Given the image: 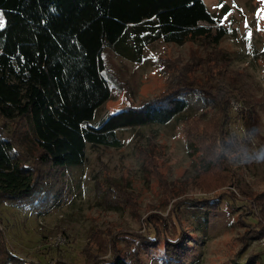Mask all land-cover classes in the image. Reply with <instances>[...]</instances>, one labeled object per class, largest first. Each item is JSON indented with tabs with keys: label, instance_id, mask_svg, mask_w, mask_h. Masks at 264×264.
<instances>
[{
	"label": "rangeland",
	"instance_id": "1",
	"mask_svg": "<svg viewBox=\"0 0 264 264\" xmlns=\"http://www.w3.org/2000/svg\"><path fill=\"white\" fill-rule=\"evenodd\" d=\"M204 2L214 23L200 24L212 34L220 26L226 29L217 43L212 36L182 44L159 39L143 48L139 61L103 49L102 59L113 77L111 95L92 123L128 104L146 102L179 77L205 82L204 64L198 66L203 59L233 94L223 143L203 140L208 154L201 158L189 142L190 121L205 120L217 109L190 90L183 97L186 108L168 123L117 129L118 146L87 143L81 164L47 171L59 178L64 194L44 212L0 200V231L18 256L39 264H49L56 256L69 264H87L89 254L101 253L105 259L121 256L128 264H164V236L158 241L160 250H132L137 235H151L145 219L159 214L166 219L168 235L175 233L173 228L180 231L183 252L192 250L187 264H264V234L245 236L264 219V159L252 155L257 149L264 155V0ZM0 128L10 132L11 121L0 119ZM20 133L18 148L33 157L30 132ZM200 168L206 170L207 181L224 175L226 182L207 185L206 192L197 190L194 176ZM169 187L172 197L163 193ZM115 189L132 196V207L107 198ZM202 200L209 203L202 205ZM87 241L90 248L85 250Z\"/></svg>",
	"mask_w": 264,
	"mask_h": 264
},
{
	"label": "trees",
	"instance_id": "2",
	"mask_svg": "<svg viewBox=\"0 0 264 264\" xmlns=\"http://www.w3.org/2000/svg\"><path fill=\"white\" fill-rule=\"evenodd\" d=\"M0 11L4 17L0 28V119L11 121L12 128L10 132L0 128L1 201L44 212L64 194L59 178L50 177L47 171L81 164L87 143L118 146L117 129L168 123L186 108L183 97L188 90L217 107L209 118L190 121L189 142L201 158L208 154L203 140L223 143L233 94L203 59L198 66L204 64L205 82L179 77L146 102L128 104L92 123L98 108L111 95L109 80L113 77L102 59L103 49L139 61L143 48L159 39L182 44L212 36L217 43L226 29L220 26L212 34L209 27L200 24L214 23L204 0H0ZM26 129L35 144L33 157L18 148L19 134ZM216 166L213 164V169ZM205 173L200 168L194 176L195 188L201 192L210 190L207 185L226 182L224 175L223 179L207 181ZM163 193L173 196L170 187ZM107 198L124 208L132 207L134 201L121 189ZM257 224L255 230L248 229L246 239L263 237L264 219ZM145 226L151 235H137L133 252L143 246L160 250L158 241L164 236L160 251L163 263L187 264L192 250L183 252L180 231L177 234L173 228L175 233L168 235L166 219L159 214L148 216ZM90 241L95 244L96 240ZM84 248H90L88 241ZM94 255L87 256V264H128L118 255L108 259L101 258V253ZM0 264L39 263L14 253L0 231ZM49 264L69 263L56 256Z\"/></svg>",
	"mask_w": 264,
	"mask_h": 264
},
{
	"label": "clouds",
	"instance_id": "3",
	"mask_svg": "<svg viewBox=\"0 0 264 264\" xmlns=\"http://www.w3.org/2000/svg\"><path fill=\"white\" fill-rule=\"evenodd\" d=\"M260 152L259 149H257L252 155L256 157V159H264V155H258V153ZM235 162V161H233Z\"/></svg>",
	"mask_w": 264,
	"mask_h": 264
},
{
	"label": "snow or ice",
	"instance_id": "4",
	"mask_svg": "<svg viewBox=\"0 0 264 264\" xmlns=\"http://www.w3.org/2000/svg\"><path fill=\"white\" fill-rule=\"evenodd\" d=\"M0 26H2V14H0ZM245 27H248L247 22H245ZM248 37H251V31L248 32Z\"/></svg>",
	"mask_w": 264,
	"mask_h": 264
},
{
	"label": "built area",
	"instance_id": "5",
	"mask_svg": "<svg viewBox=\"0 0 264 264\" xmlns=\"http://www.w3.org/2000/svg\"><path fill=\"white\" fill-rule=\"evenodd\" d=\"M233 105H234V103H233Z\"/></svg>",
	"mask_w": 264,
	"mask_h": 264
}]
</instances>
